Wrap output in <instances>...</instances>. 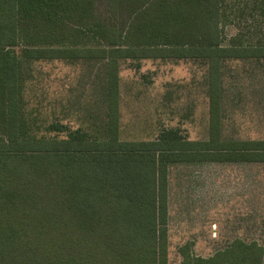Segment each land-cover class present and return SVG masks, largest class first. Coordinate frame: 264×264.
Returning <instances> with one entry per match:
<instances>
[{"label":"trees","instance_id":"obj_1","mask_svg":"<svg viewBox=\"0 0 264 264\" xmlns=\"http://www.w3.org/2000/svg\"><path fill=\"white\" fill-rule=\"evenodd\" d=\"M238 27L226 39L224 28ZM207 66L208 137L167 129L122 140L121 60ZM105 65L107 111L70 129L28 100L41 62ZM264 63V0H0V264H168V168L180 162L264 163V139L221 137V77L231 62ZM180 264H262L236 240Z\"/></svg>","mask_w":264,"mask_h":264},{"label":"rangeland","instance_id":"obj_2","mask_svg":"<svg viewBox=\"0 0 264 264\" xmlns=\"http://www.w3.org/2000/svg\"><path fill=\"white\" fill-rule=\"evenodd\" d=\"M237 30L236 25H226V39ZM118 65L122 140H152L167 129H178L187 140L208 137V73L203 61L128 59ZM226 66L220 81L221 137L264 139V63L239 61ZM104 71L102 63H38L31 70L28 100L37 104L46 122L55 120L70 129L90 127L107 111ZM167 188L168 264H180V248L185 245L204 256L225 245L216 242V236L246 234L245 210L251 207L254 223L249 220L247 231L264 242V163H175L168 168Z\"/></svg>","mask_w":264,"mask_h":264},{"label":"crops","instance_id":"obj_3","mask_svg":"<svg viewBox=\"0 0 264 264\" xmlns=\"http://www.w3.org/2000/svg\"><path fill=\"white\" fill-rule=\"evenodd\" d=\"M90 66L92 67L93 65L91 64ZM252 208L253 207H251L250 210H248V208L245 210L246 216H244V219L246 221L245 225H246L247 230H248V227H249V220H251V225L254 223V221H253L254 209H252ZM247 230H246V234H244L243 236H221V235L216 236L215 237V241L216 242L221 241L222 243L225 241V245L224 246H220V247H216L215 250L213 251V253L208 254V255H204V256L201 255V257H209V256L213 255L214 253H218V252H220V251H222V250H224L226 248H229L228 247L229 244H231L232 242H234L236 240H240V241L245 242V243L256 242L259 246H262L264 248V242H260V240L255 238L252 235V233L249 234V232ZM262 264H264V256H263Z\"/></svg>","mask_w":264,"mask_h":264}]
</instances>
